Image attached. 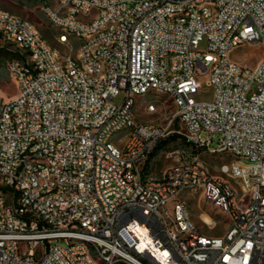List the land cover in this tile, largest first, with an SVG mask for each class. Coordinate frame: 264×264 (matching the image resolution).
I'll list each match as a JSON object with an SVG mask.
<instances>
[{
	"label": "built area",
	"instance_id": "1",
	"mask_svg": "<svg viewBox=\"0 0 264 264\" xmlns=\"http://www.w3.org/2000/svg\"><path fill=\"white\" fill-rule=\"evenodd\" d=\"M36 1L59 48L0 11L19 85L0 93V264H264V57L231 59L264 48V0ZM203 79L210 103L195 100ZM154 93L173 102L167 125L136 119L135 97ZM175 121L196 150L235 161L147 177ZM187 194L229 216L223 236L202 233Z\"/></svg>",
	"mask_w": 264,
	"mask_h": 264
},
{
	"label": "rangeland",
	"instance_id": "2",
	"mask_svg": "<svg viewBox=\"0 0 264 264\" xmlns=\"http://www.w3.org/2000/svg\"><path fill=\"white\" fill-rule=\"evenodd\" d=\"M53 2L55 0H52ZM0 11L8 12L12 15L21 17L36 25L45 38L54 48H59L55 41V31L43 14L40 3L36 0H0ZM207 50V42L200 45V51ZM63 51V50H61ZM264 57V48L262 46L244 45L236 49L231 54V59L239 65L256 69L258 63ZM16 58L12 46L5 42H0V93L2 97L9 101L18 97L19 85L14 78H11L8 72V63ZM214 98V89L209 84L208 79L202 80V89L196 96V102L210 103ZM125 94L121 93L113 99L115 106L123 105ZM135 116L138 122L145 124L167 125L175 113V107L172 100L163 94H150L146 97H135ZM148 102H156L158 112L149 114L144 108ZM172 129L180 132L182 137L177 141L169 143L166 147L159 150L145 166V175L152 179H161L165 172L171 167L188 162L194 156L206 162L214 174H219L218 169L222 163H231L235 161L229 154L213 155L207 152L196 150L183 137V131L177 121L174 122ZM174 135V134H173ZM187 201L193 221L198 227L202 228V233L213 237L223 236L230 223L227 214L222 213L210 204L206 203L199 196L187 194L184 196ZM210 216L214 221V227L211 228L204 224V216Z\"/></svg>",
	"mask_w": 264,
	"mask_h": 264
},
{
	"label": "trees",
	"instance_id": "3",
	"mask_svg": "<svg viewBox=\"0 0 264 264\" xmlns=\"http://www.w3.org/2000/svg\"><path fill=\"white\" fill-rule=\"evenodd\" d=\"M181 137H182V136L179 135V134H174V135H171L170 137H168L165 141H163V142L161 143V145L157 148V150L155 151V153L151 155L150 160H151V158H153V157L155 156V154H156L159 150H161L162 148L166 147L169 143H172V142L177 141V140H178L179 138H181ZM184 139H185V138H184ZM148 162H149V161H148Z\"/></svg>",
	"mask_w": 264,
	"mask_h": 264
},
{
	"label": "bare ground",
	"instance_id": "4",
	"mask_svg": "<svg viewBox=\"0 0 264 264\" xmlns=\"http://www.w3.org/2000/svg\"><path fill=\"white\" fill-rule=\"evenodd\" d=\"M204 222H206V223H212V219L209 217V216H204V220H203Z\"/></svg>",
	"mask_w": 264,
	"mask_h": 264
},
{
	"label": "crops",
	"instance_id": "5",
	"mask_svg": "<svg viewBox=\"0 0 264 264\" xmlns=\"http://www.w3.org/2000/svg\"><path fill=\"white\" fill-rule=\"evenodd\" d=\"M206 215V214H205ZM210 217V216H209ZM211 218V217H210ZM212 219V218H211ZM213 220V219H212Z\"/></svg>",
	"mask_w": 264,
	"mask_h": 264
}]
</instances>
